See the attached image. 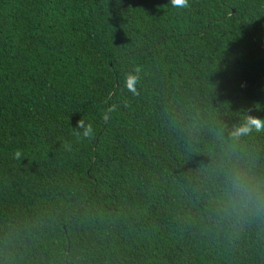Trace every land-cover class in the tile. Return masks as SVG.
Segmentation results:
<instances>
[{
	"label": "trees",
	"instance_id": "1",
	"mask_svg": "<svg viewBox=\"0 0 264 264\" xmlns=\"http://www.w3.org/2000/svg\"><path fill=\"white\" fill-rule=\"evenodd\" d=\"M189 5L0 0V264H264V225L193 191L218 122L264 119V0Z\"/></svg>",
	"mask_w": 264,
	"mask_h": 264
},
{
	"label": "clouds",
	"instance_id": "2",
	"mask_svg": "<svg viewBox=\"0 0 264 264\" xmlns=\"http://www.w3.org/2000/svg\"><path fill=\"white\" fill-rule=\"evenodd\" d=\"M172 8H187L189 0H170ZM139 69L125 77L124 86L133 95H139ZM257 110L258 106H257ZM252 109L239 110L238 123L218 122L212 129V136L218 151L208 164L201 162L196 171L197 185L193 191L211 185L216 193L210 208L211 219L218 226L236 233L253 224L264 225V172L258 171L257 160L243 147L245 138L254 133H264V119L251 114ZM74 134L84 139H91L94 129L91 123L83 119L77 122ZM63 147L71 151V144L64 141ZM22 150L17 149L13 158L22 159Z\"/></svg>",
	"mask_w": 264,
	"mask_h": 264
}]
</instances>
